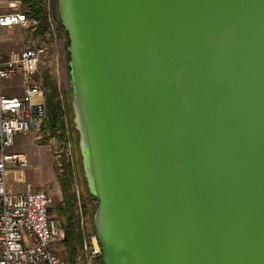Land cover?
I'll list each match as a JSON object with an SVG mask.
<instances>
[{
    "label": "water",
    "instance_id": "obj_1",
    "mask_svg": "<svg viewBox=\"0 0 264 264\" xmlns=\"http://www.w3.org/2000/svg\"><path fill=\"white\" fill-rule=\"evenodd\" d=\"M101 264H264V0H57Z\"/></svg>",
    "mask_w": 264,
    "mask_h": 264
},
{
    "label": "built area",
    "instance_id": "obj_2",
    "mask_svg": "<svg viewBox=\"0 0 264 264\" xmlns=\"http://www.w3.org/2000/svg\"><path fill=\"white\" fill-rule=\"evenodd\" d=\"M16 0H0V37L2 29L24 27L38 32L39 21L30 9L6 12ZM48 29L56 23V0H41ZM39 39L32 37L22 50L2 59L0 47V264H71L60 255L66 244V230L52 218V199L47 192L31 184L14 193L8 174L25 170L30 165L26 154L13 152L19 134L38 132L47 117L45 93L36 77L45 53ZM20 78L22 95H7L4 82ZM82 214V212H81ZM83 236L81 264H99L101 247L96 237Z\"/></svg>",
    "mask_w": 264,
    "mask_h": 264
},
{
    "label": "rangeland",
    "instance_id": "obj_3",
    "mask_svg": "<svg viewBox=\"0 0 264 264\" xmlns=\"http://www.w3.org/2000/svg\"><path fill=\"white\" fill-rule=\"evenodd\" d=\"M26 9L24 0H16L8 6L6 12L25 11ZM38 33L39 30L33 32L24 27L2 29L0 37L2 59L7 60L12 53L20 52L25 42L32 37H40L38 39L44 43L46 55L45 62L37 74V81L45 93L46 105L51 94L49 88L53 86L58 91V99L65 106V109L64 114L61 115L58 129L54 128L47 107L48 117L40 131L16 136L12 151L26 154L30 159V165L25 170L10 172L8 184L15 193L22 192L28 184H31L36 190L47 192L52 199L51 216L65 230L68 218L66 215L67 196H71L73 198V212H75L78 221L77 229L80 230V222L82 221L81 225L86 236L96 237L93 216L98 203L90 196L87 188L78 134L74 129L70 108L69 54L67 52L69 41L67 33L61 26L58 16L56 27L49 28L44 33ZM4 91L7 95L20 97L22 95L21 79L6 80ZM75 246L74 255H71L66 244L61 248L60 255L71 264H81L82 244L76 243ZM73 259L74 262H72Z\"/></svg>",
    "mask_w": 264,
    "mask_h": 264
},
{
    "label": "trees",
    "instance_id": "obj_4",
    "mask_svg": "<svg viewBox=\"0 0 264 264\" xmlns=\"http://www.w3.org/2000/svg\"><path fill=\"white\" fill-rule=\"evenodd\" d=\"M25 5L27 6L28 9H30L31 16L34 17L39 21V33H44L48 30L47 27V20L44 16V9L42 7L41 0H24ZM56 13L59 18L58 12H57V0H56ZM60 20V19H59ZM62 26V25H61ZM51 94L47 99V107L50 113V116L53 120V126L54 128L58 129V125L61 122V115L64 114V109L65 106L62 105V102L59 101V94L56 88L51 86L50 88ZM70 108L72 111L71 103H70ZM73 115V111H72ZM74 125V122H73ZM75 129V126H74ZM79 140V138H78ZM66 183V180H64ZM67 189V187H66ZM68 191V190H67ZM91 196V195H90ZM95 201H97L93 196H91ZM67 204L68 208L66 210V215L68 216L67 218V227H66V245L69 248V251L71 255H74V251L76 249V243H81L83 242V236L81 230L77 229V219H76V214L73 212V198L71 196H67ZM98 203V202H97ZM98 207V206H97ZM96 207V209H97ZM95 212V211H94ZM74 262V259L73 261ZM99 264H101V259L99 260Z\"/></svg>",
    "mask_w": 264,
    "mask_h": 264
},
{
    "label": "crops",
    "instance_id": "obj_5",
    "mask_svg": "<svg viewBox=\"0 0 264 264\" xmlns=\"http://www.w3.org/2000/svg\"><path fill=\"white\" fill-rule=\"evenodd\" d=\"M56 24H57V13H56V23H55V27H56ZM16 28V27H15ZM21 28V27H20ZM56 31L58 30L57 28L55 29ZM55 31V32H56ZM38 38H40V37H38ZM39 43H40V45L41 46H44L43 44V42L39 39ZM44 48V47H43ZM45 55H46V49H45V53H44V55L42 56V58H41V60H40V62H39V71L41 70V68H42V65L44 64V62H45ZM36 79H37V77H36ZM12 191V190H11ZM13 192V191H12ZM15 193V192H14Z\"/></svg>",
    "mask_w": 264,
    "mask_h": 264
}]
</instances>
